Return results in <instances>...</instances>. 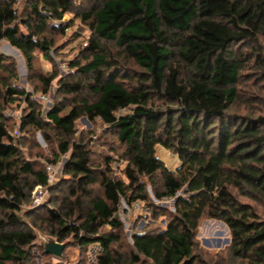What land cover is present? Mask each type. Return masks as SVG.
I'll use <instances>...</instances> for the list:
<instances>
[{
    "label": "trees",
    "instance_id": "16d2710c",
    "mask_svg": "<svg viewBox=\"0 0 264 264\" xmlns=\"http://www.w3.org/2000/svg\"><path fill=\"white\" fill-rule=\"evenodd\" d=\"M74 1L29 0L28 12L19 13L16 0H0V40L20 51L28 68L36 51L48 58L54 35L72 24L65 13L91 29L85 59L70 61L91 80L60 82L74 103L64 113L53 105L44 119L30 96L8 83L16 74L0 56V70L7 72L0 98L26 103L22 128L47 126L62 135L55 158L70 153L61 196L39 224L26 212L27 224L21 205L36 185L48 184V175L22 157L0 110V264H26L34 229L59 242L72 237L79 247L98 244L96 264H141L140 255L148 264H213L194 250L202 217L225 223L232 259L264 264V218L240 199L264 206V114L230 112L245 65L242 49L264 37V0H82L83 9ZM103 42H113L140 71L117 70ZM56 76L42 77L43 92ZM80 116L115 131L125 178L111 174L110 159L96 164L87 145L72 140ZM158 144L178 156L176 170L156 156ZM147 183L157 199L174 198L173 210L151 203L153 213L167 215L165 227L134 234L136 252L125 254L118 248L119 203L147 202ZM95 184L101 195L94 194Z\"/></svg>",
    "mask_w": 264,
    "mask_h": 264
},
{
    "label": "rangeland",
    "instance_id": "374dc122",
    "mask_svg": "<svg viewBox=\"0 0 264 264\" xmlns=\"http://www.w3.org/2000/svg\"><path fill=\"white\" fill-rule=\"evenodd\" d=\"M75 5L83 9L85 3L82 0H75ZM29 0H16V8L19 13H26L29 10ZM64 21L72 20V24L64 33L54 35L55 44L49 52V57H44L41 52L36 51L32 68L26 66L25 60L19 50L12 47L6 40H0V56L4 58L8 68L15 71L16 77L7 78V72L0 70V81L4 78L12 86L24 90L30 100L40 109V118H45V113L53 105L63 106V113L66 112L74 103L73 95L65 93L61 89L60 82L79 81L86 85L91 80L89 74H84L76 67L70 66V61H83L88 54L84 47L87 38L91 34L89 23L81 21L75 17L74 12H67L63 16ZM106 50L115 58L117 70L123 73L140 71V68L129 57L113 43L103 42ZM261 54L256 58L254 51ZM245 65L240 71L237 84V100L230 107V112L248 113L252 115L264 114V37H260L257 42H248L242 49ZM261 63V65H257ZM56 72L43 92L44 83L42 77L49 76ZM87 88L82 90L85 95ZM45 94L46 99L41 98ZM26 103L21 100L10 102L8 99L0 98V110L7 120L8 129L12 134L13 141L20 149L24 159L29 160L35 170H43L48 175V184L41 185L43 194L34 195V189L26 202L21 205L18 214L22 216L24 222L29 224L30 218L26 217V212H32V218L40 223L46 207L54 206L52 200L60 197L65 185L63 180L68 178L64 172V166L69 158V151L56 156L58 152V141L61 134L57 130L47 126L36 129L30 125L22 128L21 115ZM128 109L119 110L125 113ZM85 116H80L75 123V132L72 140H82L91 151V159L94 163L105 166V159H110V167L113 176L124 177L123 169L126 164L123 155V146L118 142L115 131L104 124L100 119L89 120ZM156 156L163 162L169 170H176L180 165L178 156L171 150L161 145L155 146ZM53 167L49 169V166ZM155 179H158L156 177ZM148 181L147 179H143ZM94 194H102V189L98 184L94 185ZM148 201L137 200L132 204H127L124 199L120 200L117 216L122 223V228L118 232L120 235V251L129 253L136 252L133 247L132 238L134 234H142L149 229H159L165 227L167 215H157L151 211V203L169 211L173 210L174 198L157 199L149 183L146 185ZM34 198L39 201H33ZM254 206L256 211L264 218V206L259 202L248 198H240ZM32 220V219H31ZM110 230L109 226L102 229ZM36 234L35 241L28 247L26 264H96V258L100 252V246L96 243L86 247H79L72 237L67 238L66 247L61 257H55L44 252L40 246L43 236H50L43 231L34 229ZM229 230L225 223L219 219L202 217L194 235V250L197 256L213 264H240L239 261L232 259L229 252ZM54 239H56L53 236ZM141 264H148L142 255Z\"/></svg>",
    "mask_w": 264,
    "mask_h": 264
},
{
    "label": "water",
    "instance_id": "95a60500",
    "mask_svg": "<svg viewBox=\"0 0 264 264\" xmlns=\"http://www.w3.org/2000/svg\"><path fill=\"white\" fill-rule=\"evenodd\" d=\"M83 119H85V117H83ZM40 246L43 248L45 253L59 258L62 256L63 250L66 247V242H59L52 236H43Z\"/></svg>",
    "mask_w": 264,
    "mask_h": 264
},
{
    "label": "built area",
    "instance_id": "2783aa9c",
    "mask_svg": "<svg viewBox=\"0 0 264 264\" xmlns=\"http://www.w3.org/2000/svg\"><path fill=\"white\" fill-rule=\"evenodd\" d=\"M41 98L46 99V95H45V94H42V95H41ZM13 142H14V141H13ZM52 167H53V166L50 165V166H49V169H51ZM33 191H34V195L39 194V196H40V194H43V189H42V186H41V185L36 186L35 189H34ZM34 195H33V201L36 202V203H38L39 201H37V200L34 198Z\"/></svg>",
    "mask_w": 264,
    "mask_h": 264
}]
</instances>
